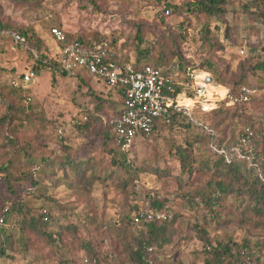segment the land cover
<instances>
[{
    "label": "rangeland",
    "instance_id": "1",
    "mask_svg": "<svg viewBox=\"0 0 264 264\" xmlns=\"http://www.w3.org/2000/svg\"><path fill=\"white\" fill-rule=\"evenodd\" d=\"M93 1L94 5L86 0H44L37 9L14 5L10 0H0V4L4 21L20 28L33 29L44 41L49 57L55 59L59 57L60 49L50 35L53 28H60L75 37L83 35L87 39L96 33L106 35L110 40L114 38L116 46L123 51L122 54L135 59L138 25L142 26V35L147 44H152L154 39L158 40L152 49L151 58L158 56L161 51L168 53V49L175 47L182 54L186 53L192 64L199 65L208 56L209 48L199 38L203 20L188 14L182 17L172 14L166 16L164 2L158 5L157 0ZM170 1L180 4L179 0ZM227 1L226 23L213 20L211 29L213 31L216 26L220 29L219 33L213 34L225 45V50L219 51L215 57L233 74L238 72L240 64L246 59H251L254 63L264 62V17L246 14L240 9L241 5L254 2L257 6H254L252 12L264 11V1ZM161 19H164L165 25L161 23ZM183 25L188 28L186 31L183 30ZM180 33L185 34L187 39H182ZM34 61L35 57L29 51L15 46L10 39L1 41L0 119L8 113L9 99L1 95L4 87L5 91L21 87L24 88L23 95L28 97V103L33 108V113L30 114L32 116L28 117L33 123L26 126L30 122H26L27 118L22 116V121L15 122V128L20 129L15 133L11 132L13 127L9 128L7 122H0V163H5L7 157H13L15 151L28 141L35 142L38 153L44 156L51 153L63 155V144L70 148L76 158L97 161V171H104L111 178L106 181L98 180L91 188L80 184V187L73 188L68 184L53 183L47 194L50 199L46 201L24 196L23 201L28 202L32 208L52 209L53 221L48 227L55 233V242L49 244L35 233L26 231L28 251L21 248L19 252H11L13 258L3 259L0 264H78L88 253V243L94 247L95 252L107 249L113 251L115 264H132L122 250L118 229L135 205L148 208L150 199L164 201L177 215V230L168 248L169 255L175 253V256L160 264H205L211 258L205 251L206 240L213 244L232 241L240 245L256 246L255 248L264 251V216L261 214L246 212L245 221L240 224L242 209L238 207L234 197L224 199L215 210L216 215L205 204L199 206L198 203L195 205L185 200L184 194L191 195L198 188L203 190V185L210 177L204 171L195 173L190 179L187 176L182 178L179 163L171 159L168 143L173 138L181 141L186 134L185 129L164 132L160 138L136 141L129 155L137 168L143 167L148 161L150 165L170 171L167 176L143 172L135 184L125 190L122 183L128 178L127 173L112 162L102 135L94 130L97 129L96 125L91 124L89 130L81 128L86 118L89 119L86 111H96L95 97L118 103L116 95L108 94L109 90L101 80L84 77L82 81L75 76H63L50 70L41 71L33 81L24 84L23 77L33 68ZM202 73L204 72L198 70L196 75L200 77ZM246 80V84L256 94L238 112L244 113L242 119L233 118L235 108H230L227 121L220 122L224 116L221 119L212 116L220 103L226 101L225 98L215 101L211 112H203L200 105L193 103L190 106L193 107V118L205 123L214 133L227 140L230 137L236 139L241 125L246 121L264 120V73H249ZM202 81L198 78V82ZM258 87L263 88L257 90ZM226 90L230 93L229 89ZM196 151L198 155L211 156L204 146L197 147ZM162 157L168 159L167 165L163 163ZM179 179L187 180L189 185L181 186L183 183ZM19 192L21 195L20 189ZM10 200L4 181L0 180V208ZM16 221L17 218H13L12 223ZM66 225H70L72 229L66 228ZM132 231H136L134 227Z\"/></svg>",
    "mask_w": 264,
    "mask_h": 264
},
{
    "label": "trees",
    "instance_id": "2",
    "mask_svg": "<svg viewBox=\"0 0 264 264\" xmlns=\"http://www.w3.org/2000/svg\"><path fill=\"white\" fill-rule=\"evenodd\" d=\"M14 5L28 6L29 8H39L44 0H10ZM91 2L93 0H86ZM180 4H175L170 0H157L158 5L164 2V12L169 11L170 15L184 14L194 16L197 19L203 20L204 24L199 31V38L205 47L209 48L208 56L204 58L199 65L192 64L191 58L178 51V48L168 49V53H161L151 58L152 49L158 42L154 39L152 44L145 42V37L142 35V26H136L135 46L136 58L129 60L127 55L122 54V50L116 46V39H111L106 35L92 34L93 39H107L115 53V60L118 63L129 62L136 69H141L145 66H152L162 69L165 74L173 81L177 91H181L178 85L182 80H188L187 72L200 70L204 73L211 74L215 83L218 86L230 90V96H238L241 90L247 85V77L249 73L256 72L264 73V62L254 63L251 59L244 60L238 72L230 74L228 67L222 66L215 57L219 51L225 50V45L220 42L217 35L220 29L216 26L213 31L211 29V21L216 20L218 23H226L228 14L227 0H179ZM264 1V0H261ZM257 6L254 2H249L240 6V9L246 14H255L264 17V11L252 12L251 10ZM187 15V16H188ZM161 23L165 25L164 19ZM183 30L188 28L182 26ZM0 28L9 32L21 35L30 50L32 57L33 52L37 55L34 61L32 70L38 76L41 71L49 70L51 65L56 63V59L49 57L44 41L31 28H20L11 23H7L3 19V9L0 4ZM60 29V28H59ZM61 30V29H60ZM228 30V29H227ZM63 31V30H61ZM66 36L67 44L82 43L87 40L85 36H73L63 31ZM53 40L61 50L64 47L63 43H58L53 35ZM182 39H187V36L180 33ZM1 43V42H0ZM165 49V48H164ZM167 50V48H166ZM128 54V53H127ZM154 61L152 64L150 62ZM173 61V63H172ZM178 61V62H175ZM65 76V75H63ZM76 78L84 81V77H91L88 73L81 72L75 75ZM107 87V86H106ZM108 88V87H107ZM263 88V87H262ZM258 87V89H262ZM1 93L2 97L9 99L8 113L0 119V122H7L9 128L13 127L11 132H19L20 129L15 128L16 121H22L24 116L26 126L32 125L31 119H28L33 108L28 103V97L23 95L21 87L10 88ZM108 94L116 95L118 103L114 101H104L98 96L96 111H86L89 119L84 122L82 129L89 130L92 125H96L95 132L102 135L104 145L108 148V154L114 164L119 165L127 173V179L123 180V188L128 189L131 184L140 178L141 173H151L155 176H167L166 169H160L158 166L150 165L148 161L141 168H137L130 160V150H125L122 147V140L113 132L112 121L118 118L125 107V94L122 90L116 88L109 89ZM25 91V90H24ZM27 94V92H26ZM20 97L18 98L17 96ZM28 95V94H27ZM247 103L236 104L233 107H227L226 101L221 102L212 113L214 118H220V122L227 121L230 108H235L233 118L242 119L244 113L239 114L240 110ZM219 119V120H220ZM43 121V119H40ZM239 122V121H238ZM264 120L246 121L241 125L240 131L235 138H221L220 135L209 132L211 129L208 125L200 122L192 117L183 115V113L170 111V115L166 120L157 121L153 126V131L150 134H139V139L147 140L160 138L164 132L172 130L185 129L186 134L183 139L177 140L173 138L169 144V154L171 159H175L179 163L180 175L182 178L187 176L192 178L197 172H207L210 174L209 179L203 185V190L199 188L191 195L184 194L185 200L191 204L198 203L199 206L207 205L210 212L216 215L217 208L224 199L234 197L238 207L242 209V217L239 220L240 224L244 223V215L246 212H254L264 216V159L257 154L250 161L240 159L234 149L239 143V135L245 127L258 128ZM213 130V129H211ZM215 132V131H214ZM11 140V139H10ZM9 140V141H10ZM13 141V140H11ZM136 145V144H135ZM134 145V146H135ZM199 146L206 147V150L211 156L206 154L198 155L196 148ZM35 142L28 141L15 151L13 157H7L5 163H0V180L4 181L6 192L11 198L8 204H3L0 208V262L3 259H11V252H16L22 248L28 251V239H26V231L35 233L38 237L51 244L55 242V233L52 232L48 225L52 223L53 213L50 208H32L28 202H24V196H32L36 199L49 200L48 189L53 183L55 185L68 184L70 187L77 188L80 185L83 187H93L98 180H109L110 174L104 171H97V161L94 159H78L71 153L69 147L61 145L63 155L58 156L55 153L44 156L38 153ZM218 150H225L226 155L230 156V161L227 162L225 154H220ZM170 159V161H171ZM162 161L167 165L168 159L162 157ZM169 166V165H168ZM181 186L189 185L187 180L179 179ZM75 184H73V183ZM132 182V183H131ZM80 184V185H79ZM19 187V188H18ZM19 189L22 191L21 195ZM149 211H160L167 214L166 219H148ZM143 219L136 221L141 215ZM13 218H17L15 223H12ZM177 215L170 210V207L162 200L150 199L149 207H140L135 205L131 212L122 220V225L118 229L119 236L122 241V250L130 258L132 264H160L168 262V258L174 255H169L168 248L172 244L173 237L177 229L175 222ZM132 227L136 231H132ZM66 228L72 229L70 225ZM204 234H206L204 232ZM208 239V238H206ZM207 245L205 251L211 256L205 261V264H263L264 260L257 259L255 263L248 262L242 255V250L245 248L254 247L252 245H240L230 241L229 243L213 244L210 240H206ZM256 247V246H255ZM260 253L264 252L258 248ZM87 255H84L78 264H82L83 258H89L91 264H115V253L108 249L101 252H95L94 247L90 243L86 245Z\"/></svg>",
    "mask_w": 264,
    "mask_h": 264
},
{
    "label": "built area",
    "instance_id": "3",
    "mask_svg": "<svg viewBox=\"0 0 264 264\" xmlns=\"http://www.w3.org/2000/svg\"><path fill=\"white\" fill-rule=\"evenodd\" d=\"M165 15H170L168 10L165 11ZM51 34L58 43H63L64 47L60 50L56 63L49 67L50 71L65 76L85 72L96 80L103 81L109 89L116 88L124 92L126 100L124 110L112 121V127L113 132L122 140V147L125 150L134 147L139 134L152 133L157 121H167L171 110L192 117L193 107L182 104L183 99H190L194 105H200L203 112L213 110L205 109L206 104L215 105L221 101L212 102L209 98L207 86L214 84L208 81L210 76L208 73L202 82H198L199 76L196 75L198 70L188 71L186 75L188 80L179 82L181 91L178 92L173 81L162 69L152 66L136 69L129 62L118 63L107 39L89 38L82 43L67 44L66 36L59 28H53ZM4 39H10L15 46L30 50L21 35L0 28V42ZM32 54L37 59V55L34 52ZM36 77V72L31 69L24 75L22 82L29 84ZM254 94H256L254 89L245 87L238 96H230L227 91L224 100L227 107H233L236 104L250 102ZM209 132L215 135L213 130L209 129ZM218 152L225 154L227 162L230 161L231 158L226 155L225 150ZM234 153L247 161L253 159L256 154L264 159V122L256 129L245 127L241 131ZM147 216L152 220H164L167 214L149 211ZM143 217L142 214L136 221L139 222ZM242 255L250 263H255L257 259L264 260V252L260 253L255 247L243 249ZM82 264H91L90 259L83 258Z\"/></svg>",
    "mask_w": 264,
    "mask_h": 264
},
{
    "label": "bare ground",
    "instance_id": "4",
    "mask_svg": "<svg viewBox=\"0 0 264 264\" xmlns=\"http://www.w3.org/2000/svg\"><path fill=\"white\" fill-rule=\"evenodd\" d=\"M206 73H202L199 77V80H203L206 75ZM207 90L209 92V98L212 102H215L216 100H222L224 99V97L226 96L227 94V90L226 88H223L221 86H218V85H210V86H207ZM182 104L184 105H187V106H192L193 105V102L192 100L190 99H183L181 101ZM214 107V104L212 103H208L205 105V108L207 110L211 109Z\"/></svg>",
    "mask_w": 264,
    "mask_h": 264
},
{
    "label": "water",
    "instance_id": "5",
    "mask_svg": "<svg viewBox=\"0 0 264 264\" xmlns=\"http://www.w3.org/2000/svg\"><path fill=\"white\" fill-rule=\"evenodd\" d=\"M208 81H209L210 83L214 84V85H217V84L215 83V81H214V79H213L212 76H209V77H208Z\"/></svg>",
    "mask_w": 264,
    "mask_h": 264
}]
</instances>
